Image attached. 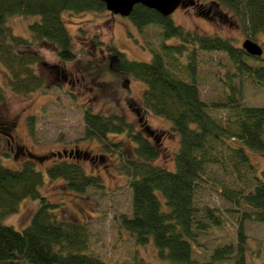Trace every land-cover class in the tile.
Wrapping results in <instances>:
<instances>
[{
    "label": "trees",
    "instance_id": "16d2710c",
    "mask_svg": "<svg viewBox=\"0 0 264 264\" xmlns=\"http://www.w3.org/2000/svg\"><path fill=\"white\" fill-rule=\"evenodd\" d=\"M103 11L107 9L102 0H0V102L7 99L6 89L22 96L48 89L35 68L44 60L41 48L45 45H53L65 62L77 61L86 53L76 49L64 13ZM197 11L208 19H217V14L233 17L240 21L247 39L263 41L264 0H199ZM10 16L40 20L29 24L30 36L25 37L8 24ZM129 17L141 30L161 27V42L152 48L151 61L129 59L113 40L105 48L113 54L119 74L146 84L142 105L171 121L180 143L173 155L174 169H168L156 163L160 144L124 114H100L89 107L83 111L84 138L98 139L111 155L118 152L121 169L128 176L131 212L117 215L119 227L138 245L153 241L160 256L176 264H225L227 260L248 264L245 225L248 221L264 224V170L251 162L247 148L264 155V106L246 105L242 99L247 84L264 87V55L248 54L243 43L240 46L229 37L187 29L172 15L141 4ZM174 37L178 42H166ZM94 43L104 44L99 39ZM216 83L220 91L209 97L207 86ZM30 118L33 121L36 116ZM112 134H125L133 143V153L126 152L123 140L110 138ZM52 154L34 155L18 169L0 161V264H109L85 252L88 224L59 218L53 212L58 204L41 194L45 173L63 180L72 192L104 188L103 179L87 173L81 163L94 156L79 149ZM50 156L56 159L44 173L35 160ZM209 188L228 202L231 214L239 213L235 216L238 244L220 245L210 258L195 261L193 243L212 225L222 226L225 218L219 207L203 197ZM25 198L41 201L30 224L22 230L5 224L6 216L18 212ZM136 264L148 263L139 259Z\"/></svg>",
    "mask_w": 264,
    "mask_h": 264
},
{
    "label": "rangeland",
    "instance_id": "374dc122",
    "mask_svg": "<svg viewBox=\"0 0 264 264\" xmlns=\"http://www.w3.org/2000/svg\"><path fill=\"white\" fill-rule=\"evenodd\" d=\"M198 2L186 0L172 14V19L187 29L220 34L242 46L247 35L240 21L229 16L222 18L219 14L215 16L217 19L201 16L197 11ZM64 19L74 37L76 49H84L86 53L80 54L77 61L65 62L57 56L53 45H45L41 48L44 60L35 68L47 82L48 89L28 96L6 89L7 99L0 102V161L7 167L18 169L27 159H33L34 155L48 157L52 153L73 152L75 149L93 155L95 158L92 161L82 159L81 163L87 173L100 176L105 187L91 188L85 193L72 192L63 180L51 179L46 175V167L56 156L41 162L35 160L37 167L45 173L41 194L58 204L53 209L54 214L59 218L87 223L89 248L85 252L109 264H136L139 259L148 264H176L169 258L161 257L153 241L138 245L126 229L119 227L117 215L131 212L132 193L128 186V176L121 169L118 152L111 155L103 149L98 139L84 138L85 124L82 118L83 111L88 107L100 114H124L137 129L160 144L162 152L156 163L174 169L173 155L179 148V135L172 129L171 121L153 115L144 108L142 93L146 84L114 71L115 59L105 48L106 43L113 40L129 59L151 61L152 48L161 42V27L151 25L141 30L130 17L113 14L108 10L64 13ZM36 20H40V17L10 16L8 24L16 34L29 37V24ZM262 38L260 44L264 48V36ZM95 39L104 44L96 45ZM166 42L170 44L178 40L174 37ZM103 64H107V68ZM207 87L209 97L218 95L220 84ZM242 100L246 105L264 106V87L247 84ZM31 116H36L34 122L29 121ZM125 136L112 134L110 138L114 141L123 140V148L132 154L133 143ZM247 152L251 162L264 170V155L249 148ZM203 197L219 207L225 218L222 226L212 225L206 234L193 243L192 260L195 261L210 258L214 248L220 245L238 244L236 215L239 213H235L236 217L231 214L227 210L230 207L228 202L216 190L207 189ZM40 205V199L25 198L19 211L6 216L4 223L22 230L30 224ZM245 226L249 237L245 246L248 264H264V224L248 221ZM231 261L227 260L225 264Z\"/></svg>",
    "mask_w": 264,
    "mask_h": 264
},
{
    "label": "water",
    "instance_id": "95a60500",
    "mask_svg": "<svg viewBox=\"0 0 264 264\" xmlns=\"http://www.w3.org/2000/svg\"><path fill=\"white\" fill-rule=\"evenodd\" d=\"M106 9L113 14H120L129 17L137 4L144 5L154 9L164 16H171L178 8L185 4L186 0H102ZM245 51L253 56H262L264 49L261 44L252 40L246 39L243 42ZM77 155L79 154L78 151ZM67 154L66 152H64ZM73 153H71L72 155ZM61 156V151L59 152ZM35 157V156H34ZM44 160V159H43ZM42 160V161H43Z\"/></svg>",
    "mask_w": 264,
    "mask_h": 264
},
{
    "label": "flooded vegetation",
    "instance_id": "af4514ba",
    "mask_svg": "<svg viewBox=\"0 0 264 264\" xmlns=\"http://www.w3.org/2000/svg\"><path fill=\"white\" fill-rule=\"evenodd\" d=\"M112 68V67H111ZM114 69V71H117V69L116 68H113ZM11 142V141H10ZM95 158V157H94ZM97 158V157H96Z\"/></svg>",
    "mask_w": 264,
    "mask_h": 264
}]
</instances>
